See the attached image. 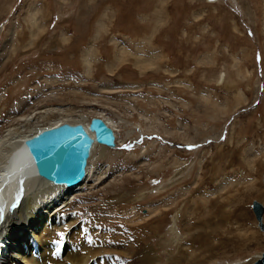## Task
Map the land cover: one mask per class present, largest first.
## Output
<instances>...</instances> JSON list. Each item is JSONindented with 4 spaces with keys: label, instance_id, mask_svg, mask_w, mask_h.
I'll return each mask as SVG.
<instances>
[{
    "label": "rangeland",
    "instance_id": "rangeland-1",
    "mask_svg": "<svg viewBox=\"0 0 264 264\" xmlns=\"http://www.w3.org/2000/svg\"><path fill=\"white\" fill-rule=\"evenodd\" d=\"M26 116H102L117 147L94 148L91 182L61 209L43 183L27 189L2 224L20 233L11 255L29 250L31 207L51 219L45 241H88L82 264H252L264 252V0H0V136ZM117 229L134 249L101 261L97 240Z\"/></svg>",
    "mask_w": 264,
    "mask_h": 264
},
{
    "label": "bare ground",
    "instance_id": "bare-ground-1",
    "mask_svg": "<svg viewBox=\"0 0 264 264\" xmlns=\"http://www.w3.org/2000/svg\"><path fill=\"white\" fill-rule=\"evenodd\" d=\"M209 1H214V0H209ZM36 16H37V14L33 13L32 16L30 15L31 18L29 19L32 23V28L34 27V29L38 25ZM100 25H101V23L99 24L98 27H100ZM34 29H33V35L36 33ZM98 33H100L99 30H98ZM119 51L121 52V54L119 55V59H120V57L122 56V54L124 52L123 48L120 49ZM88 55L89 54L87 53V55L85 56V64L87 66L91 64V63H89V62H91L90 61L91 59L88 58L89 57ZM117 57H118V55H117ZM155 58L156 57L153 55L148 56V57L138 56L137 57V64L141 67H144L146 65H152V64L156 63ZM141 67H139V68H141ZM220 81H221V79H220ZM241 97H242L241 93L237 95V98L240 100H241ZM47 111H48V109H45L44 113ZM31 116H33V115H31ZM97 117L103 118L102 116H97ZM29 119H30L29 116L22 117V119H21V121L24 122L23 124H25L27 128L22 129V127L17 126L18 125L17 124L14 127L11 126V127L7 128L6 132L0 136V202H1V204H0V220L2 219V216L4 213H8L11 210V208L13 209L15 207V204H13V202L18 203L22 199L23 196L16 197L19 194L15 195V192L17 191L19 185H21V184H22V186H25L26 191H27V189L29 187H32L33 185H36L37 183H43L45 186H47V191H46L47 195L50 194V196L54 197L53 199L56 200V202L54 203L55 207H59V209H61V208L65 207L72 199H75L76 195H78L79 192H84V190H85L84 184L85 183L91 182L90 180H88L91 173L93 172L92 168H91L92 164L90 162V159L88 161L86 177L83 179V181L81 183H79L75 186H72V187H68L66 185L55 184V183L39 176L36 173L35 166H34L32 160L30 159V157L27 153V149L25 147V140L27 138L33 136L34 134H36L40 130H43L47 127L58 125L60 123L66 122V121L63 120V118H60V119L54 120L49 126H42V125H36V124L33 125L32 123L29 124L32 121L31 120L29 122ZM103 119L113 128V130L116 134L117 130L114 127V125L110 121H108L107 119H105V118H103ZM82 123H84L86 126H88V124H89L86 122H82ZM23 124L19 123V125H23ZM116 143H117V135H116ZM97 145L101 146V148L103 150H105L108 147L106 145L97 143V144H95L94 148ZM94 148H93V150H94ZM108 148H111V147H108ZM111 149H114V148H111ZM91 156H92V154H91ZM93 174L95 175L96 173H93ZM97 176H99V175H97ZM89 187H91V186L88 185V188ZM21 194H23V193H21ZM47 197H49V196H47ZM58 198H60V199H58ZM64 202L66 203L65 205L63 204ZM60 204L61 205L63 204V206H61ZM23 206H24V204L22 205V207ZM22 207H20V208H22ZM9 208H10V210H9ZM10 216H13V214H10ZM10 216H9V221L10 220L13 221V217H10ZM19 216H21V214ZM30 219L35 222L33 225H36V227L33 228L34 238L32 239V241H30L31 239H28V241H27L28 242L27 244L29 247V248L27 247L29 249V250H27L28 252L22 251L23 255H20V256H19V254L18 255L15 254L14 256L9 254V255L5 256V258H4L5 263L4 264H57V263H60V264H67V263L68 264H77V263H80V264H82L84 261L87 262V260L89 259V257L87 256L88 254H85V255H83V257H81V255H79L80 250L78 251V249H81V248L87 249L88 241L85 240L79 246H76L75 244H72V243L70 244L69 241H71V239L69 238L70 237L69 236V237H66L67 240H65V238L62 237V238H59V240L57 241L58 243H55V244L49 243V242L44 240L45 236L43 234V231L47 229V227L49 225V223L47 221H50L51 219H49L47 215L46 216L40 215L37 212H34L32 207H31ZM23 220H24V218H23ZM22 222H24V221H22ZM212 222L213 221H211V223ZM45 223L48 224V225H46L45 229H40L41 227H44ZM13 224H16V223H13ZM16 226L17 225H12V223H11V226L10 227L8 226L9 229L7 227H6L7 229H5L6 230V237L9 238L11 241H12V239L13 240H15L16 238L18 239V237L20 236L19 235L20 233L19 234L16 233V230H17ZM79 230L85 231V226H81L79 228ZM78 234H79V231H78ZM119 234H122V236ZM50 236L52 237V235H50ZM20 240H21V238H20ZM130 241H132V240H131V237L129 236V234L127 235L126 232H124L123 230L120 231V229H117V233L115 234V232H114L113 235L101 234L100 238L97 240V245H96L97 248H96L95 252H97V254H99L101 261H103L102 258L106 255V251H113V252L122 253V254L125 252L127 253V252L132 251V249H134V248H131L128 245V243ZM58 245H62V247L61 248L59 247L60 249L56 250V248H58ZM48 247H50L51 249H49ZM16 250H17V248H16ZM89 250L91 252L93 251V249H91V248ZM17 251H20V250H17ZM87 252H89V251H87ZM62 259H64L65 261H62ZM113 264H117V263L113 262Z\"/></svg>",
    "mask_w": 264,
    "mask_h": 264
},
{
    "label": "water",
    "instance_id": "water-1",
    "mask_svg": "<svg viewBox=\"0 0 264 264\" xmlns=\"http://www.w3.org/2000/svg\"><path fill=\"white\" fill-rule=\"evenodd\" d=\"M116 148V134L101 117L82 122H63L38 131L25 140L27 153L36 173L60 185L75 186L87 175L88 161L95 144ZM254 212L264 227V205L255 200ZM252 264H264V252Z\"/></svg>",
    "mask_w": 264,
    "mask_h": 264
}]
</instances>
